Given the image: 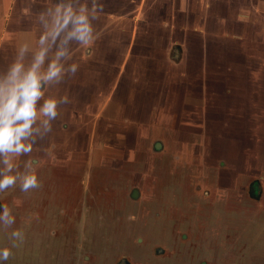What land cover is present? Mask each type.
<instances>
[{
	"label": "rangeland",
	"instance_id": "374dc122",
	"mask_svg": "<svg viewBox=\"0 0 264 264\" xmlns=\"http://www.w3.org/2000/svg\"><path fill=\"white\" fill-rule=\"evenodd\" d=\"M60 2L7 0L0 74ZM101 3L93 42L67 44L78 71L53 83L66 109L47 135L38 121L33 151L13 158L21 171L37 162L40 186L0 193L8 227L32 236L48 228L33 218L50 219L57 264L65 250L74 264H113L136 245L149 246L138 264L158 247L162 264H264V0ZM203 195L219 200L197 206Z\"/></svg>",
	"mask_w": 264,
	"mask_h": 264
},
{
	"label": "clouds",
	"instance_id": "9594fccd",
	"mask_svg": "<svg viewBox=\"0 0 264 264\" xmlns=\"http://www.w3.org/2000/svg\"><path fill=\"white\" fill-rule=\"evenodd\" d=\"M89 2L91 7H89ZM104 10L101 0H61L55 8H49L39 14L43 21L46 16L52 18L51 27L45 23L46 31L39 37V50L35 52L30 64H26L24 54L27 45L18 47L17 56L8 66L7 72L0 74V193L20 184L21 191L28 192L40 186L36 161L29 159L21 171L12 161L15 157L28 155L36 143L33 138L34 125L39 121L47 135L52 131V121L59 115V107L69 103L67 95H46V88L53 83L59 84L66 75H75L79 65L75 62L65 67L62 58L71 59L65 47L70 41L87 46L95 38L93 21L100 18ZM58 44L53 58L45 68V61L53 46ZM38 101H43L38 104ZM15 217L11 209L3 207L0 212V224L11 226ZM11 247L0 248V264H5L12 256L16 241H22L24 234L20 230L12 231Z\"/></svg>",
	"mask_w": 264,
	"mask_h": 264
},
{
	"label": "flooded vegetation",
	"instance_id": "af4514ba",
	"mask_svg": "<svg viewBox=\"0 0 264 264\" xmlns=\"http://www.w3.org/2000/svg\"><path fill=\"white\" fill-rule=\"evenodd\" d=\"M241 196H243L241 194ZM132 198L137 199L139 198V193L136 190H133ZM257 198V197H255ZM254 199V198H253ZM219 200V199H218ZM216 197H206L205 195L196 198L195 204L203 205L206 202L209 204L212 201H218ZM245 198H240V205H243V209H239V212L237 213V216L241 218V224L239 230L236 232H239L242 234L245 229L243 226L245 225L244 217L246 215L247 205L244 201ZM200 207V206H199ZM0 212H2V206L0 203ZM34 227H41L44 225H48V228L46 230H40L37 229L34 231L32 236L24 234V239L21 241L22 243L19 244V241H16L17 247L12 248V256L10 257L11 263L10 264H57V255L55 251V245L51 244V241L54 242L56 232L52 228L50 224V219H47L46 222L43 219H34L31 220ZM17 229H12L11 227L3 228L0 230V238H3L6 242V246L11 247L13 241L10 238V234L12 231H15ZM53 238V239H52ZM149 246H143L141 249L138 248V246H129L126 250L127 253L130 255V258H127V256L122 257L120 260L115 261L113 264H138L139 259L142 255L147 253L145 249H148ZM264 249V248H262ZM87 252V251H86ZM166 251L162 247L155 248V251L152 252V255L150 256L151 263L150 264H162V258L164 257ZM257 257L261 258V261L264 262V251L261 249L257 250ZM64 259L62 264H74V261L72 260V255L67 253L66 250L64 251ZM137 259V260H136ZM160 261V262H159ZM81 264H88V256H82ZM97 264H109V262L106 261L105 257L99 256V261ZM203 264H207L204 262ZM248 264V263H247ZM263 264V263H262Z\"/></svg>",
	"mask_w": 264,
	"mask_h": 264
},
{
	"label": "crops",
	"instance_id": "0c3cea01",
	"mask_svg": "<svg viewBox=\"0 0 264 264\" xmlns=\"http://www.w3.org/2000/svg\"><path fill=\"white\" fill-rule=\"evenodd\" d=\"M8 5V3H7V0H0V13H6V12H11V10L13 9V7L11 6V9H9V6H7ZM4 22V21H3ZM8 25V23L7 24H2L1 25V23H0V38H1V40H0V46H2V44H3V41H5L6 39H8V37H9V35H6L5 33H3V30H1V28H5L6 26ZM6 31H7V29H6ZM44 31H46V29L44 28ZM44 31H42L41 32V34H43V32ZM8 32V31H7ZM41 34H39V36L37 37V35H33L32 36V40L30 41V42H27L26 44H23V45H28V46H30V49H29V53L28 52H26L27 53V57L28 58H26V60H28V61H32L33 60V58H34V55H35V52L36 51H38L39 50V47H40V45H39V37H40V35ZM20 45H18V47H19ZM67 46L68 45H66L65 47L67 48ZM69 46H71L72 47V43H71V45H69ZM15 48L17 49V47L15 46ZM7 50H6V48H5V46H3V49H2V52H6ZM68 51H69V54H71V59H67L66 57L65 58H62V62H67V64L66 65H69V64H71V61H72V51H71V49H70V47H68ZM51 52V51H50ZM49 52V53H50ZM54 53L55 52H53L52 54H48V59L45 61V68L47 67V64L50 62V60L53 58V56H54ZM14 60V59H13ZM6 64H8L9 63V60L7 61L6 60ZM5 64V63H4ZM5 64V65H6ZM70 78V77H69ZM57 89H56V86H54L53 84L51 85V87L50 88H46V92L49 94V95H52V93L55 95L56 93H57ZM59 92V91H58ZM43 103V101H38V104H42ZM60 109H66L65 108V106H63V108L61 107V105H60V107H59Z\"/></svg>",
	"mask_w": 264,
	"mask_h": 264
}]
</instances>
